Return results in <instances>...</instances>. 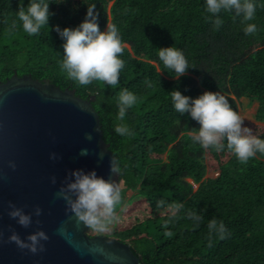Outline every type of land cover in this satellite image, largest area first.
I'll list each match as a JSON object with an SVG mask.
<instances>
[{
	"label": "trees",
	"instance_id": "obj_1",
	"mask_svg": "<svg viewBox=\"0 0 264 264\" xmlns=\"http://www.w3.org/2000/svg\"><path fill=\"white\" fill-rule=\"evenodd\" d=\"M92 2L51 3L49 28L29 36L19 26L20 0H0V82L13 73L30 74L72 88L81 98L94 96L102 138L122 168L121 194L130 189L139 196L120 208L110 235L129 243L141 264H264V155L242 164L227 149H203L188 135L198 123L179 116L169 99L173 89L190 97L220 91L237 112L239 98L257 100V123L244 124L264 138V6L258 3L259 31L249 36L230 13H222L224 24L215 30L203 13V0H95L100 29L111 23L119 27L125 67L116 87L99 81L82 86L60 67L63 42L53 26H77ZM172 45L196 67L178 80L170 71L159 72L157 48ZM123 89L137 96L124 121L134 134L126 137L114 131L121 122ZM243 106L240 114L254 118L255 106L245 101ZM208 171L217 174L204 178ZM178 204L183 207L176 210ZM196 212L204 217L199 226L188 218ZM212 218L224 222L228 235L214 238L209 247ZM94 232L90 228L88 234Z\"/></svg>",
	"mask_w": 264,
	"mask_h": 264
},
{
	"label": "clouds",
	"instance_id": "obj_2",
	"mask_svg": "<svg viewBox=\"0 0 264 264\" xmlns=\"http://www.w3.org/2000/svg\"><path fill=\"white\" fill-rule=\"evenodd\" d=\"M65 0H28L24 5L20 0L18 10L19 26L29 36L37 35L47 26L54 13L50 4L64 3ZM258 3L264 6V0H203V13L219 30L224 19L222 13H230L233 19L239 18L244 24L245 35H254L259 31L254 22L257 15ZM98 12L95 0L87 5L84 19L75 27L53 26L54 31L62 40L63 49L60 67L67 78L82 86L92 84L94 81L104 83L106 86L116 87L120 81V74L125 67L122 54L125 44L119 27L115 23L107 24L102 31L98 24ZM13 29L17 27L13 22ZM157 58L162 65L160 71H169L175 79L186 75L190 66L189 60L183 50L174 45L157 48ZM171 105L179 116L187 114L195 120L199 127L189 130L191 141L203 149H213L223 152L231 151L237 160L246 164L257 154L264 155V138L253 134V130L244 124L245 117L234 110L229 99L220 91H204L196 97L184 95L178 89L169 92ZM137 96L128 89H123L118 98V118L121 121L114 131L121 137L133 135V130L125 123V117L135 104ZM91 140V134H86ZM81 155H87L88 150L82 149ZM50 159H57L56 153L49 154ZM9 166L15 168L13 162ZM110 171L119 178L122 168L117 159L112 156ZM52 177V183H55ZM56 195L64 200L67 211L71 212L87 228L105 232L111 230L118 219L117 206L121 204L122 194L118 179H105L98 176L96 171L83 169L71 170L65 182L60 186ZM183 207L177 205L176 210ZM8 216L23 227L29 228L33 217L42 215L39 206L32 212H25L11 201L8 202ZM175 214V210H174ZM188 218L195 226L204 220L200 213H189ZM39 223V221H36ZM208 246H212L213 239H225L228 229L222 220L212 218L207 222ZM49 235L42 229L29 233L26 238L12 231L7 242L14 243L20 250H27L32 254L44 251V242Z\"/></svg>",
	"mask_w": 264,
	"mask_h": 264
},
{
	"label": "water",
	"instance_id": "obj_3",
	"mask_svg": "<svg viewBox=\"0 0 264 264\" xmlns=\"http://www.w3.org/2000/svg\"><path fill=\"white\" fill-rule=\"evenodd\" d=\"M93 100L30 74L13 73L0 82V264H141L129 243L89 235L90 228L56 195L74 169L118 179L110 171L115 156L102 138ZM82 149L88 154L81 155ZM53 152L55 160L49 158ZM9 201L29 213L39 206L42 215L23 228L8 216ZM38 229L49 235L42 252L32 254L7 242L12 231L26 238Z\"/></svg>",
	"mask_w": 264,
	"mask_h": 264
},
{
	"label": "rangeland",
	"instance_id": "obj_4",
	"mask_svg": "<svg viewBox=\"0 0 264 264\" xmlns=\"http://www.w3.org/2000/svg\"><path fill=\"white\" fill-rule=\"evenodd\" d=\"M112 3V1H110V3H109V5ZM245 99H242L241 101H244ZM241 101H240V98L238 99V105L240 106L241 105ZM253 106H255V108H254V115H253V117L254 118H249V119H247V120H252V122H255V114H256V111H257V108H256V106H257V103H255ZM258 107V106H257ZM245 118H248V117H245ZM255 123H257V122H255ZM264 125V124H263ZM217 174V172L216 171H208V173H206V175L204 176V178H206V177H214L215 175ZM190 183H192V180H190V179H187ZM198 187V183H193V190H196V188ZM139 196H138V194L136 193V190H130V189H128V190H125V191H123L122 192V202H121V204H119L118 206H117V213L119 212V210H120V208L123 206V204L125 203V202H127V200H129L130 198H134L133 200H135V199H137ZM114 227V226H113ZM113 227L111 228V230H109V231H105V232H101V231H97V230H94L95 232V234H107V235H110L111 234V232H112V230H113ZM111 236V235H110Z\"/></svg>",
	"mask_w": 264,
	"mask_h": 264
},
{
	"label": "crops",
	"instance_id": "obj_5",
	"mask_svg": "<svg viewBox=\"0 0 264 264\" xmlns=\"http://www.w3.org/2000/svg\"><path fill=\"white\" fill-rule=\"evenodd\" d=\"M242 99H245L244 101H245L246 104H248V106H249V105H250V106H253L255 103H257V106H258V101H257V100H249V99L246 98V97H241V98H240V101H241ZM244 101H241V105L239 106V113H241V111L245 109V106H243V102H244ZM257 106H256V108H257ZM247 119H249V118H245V120H247ZM249 121H252V120H249ZM255 122H256V121H255Z\"/></svg>",
	"mask_w": 264,
	"mask_h": 264
}]
</instances>
